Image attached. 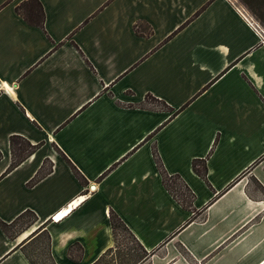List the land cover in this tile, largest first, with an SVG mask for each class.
Segmentation results:
<instances>
[{"label":"crops","instance_id":"0c3cea01","mask_svg":"<svg viewBox=\"0 0 264 264\" xmlns=\"http://www.w3.org/2000/svg\"><path fill=\"white\" fill-rule=\"evenodd\" d=\"M22 1L0 0V220L36 219L0 227V264H34L38 237L40 264H264L251 17L234 0H39L40 27ZM12 135L34 150L6 171Z\"/></svg>","mask_w":264,"mask_h":264},{"label":"trees","instance_id":"16d2710c","mask_svg":"<svg viewBox=\"0 0 264 264\" xmlns=\"http://www.w3.org/2000/svg\"><path fill=\"white\" fill-rule=\"evenodd\" d=\"M15 10L29 23L32 25H37L42 27L44 22V11L42 8L41 3L39 0H25L19 3ZM10 148L12 154V160L9 164L6 171L11 170L17 164H19L22 160H24L33 150L34 145L30 144L28 140L25 138L12 135L10 137ZM201 161V162H200ZM198 162L203 165L202 168L197 166ZM192 169L198 175L204 177L205 175V161L204 160H196L192 161ZM47 171H38L36 175L30 180V182H34L37 179L41 178ZM163 176V184L168 188L169 191L171 190V184L169 183L170 177L167 175L166 172L162 171ZM36 217L34 213L30 210H25L21 214H19L13 221L10 223H5L0 220V227L2 230L8 234L10 237H13L16 233L26 229L29 227L34 221ZM110 224L112 227L113 232L115 233L117 229H121L127 231L124 224L120 221V219L116 216V214H110ZM13 231V233H11ZM35 264V262L32 261Z\"/></svg>","mask_w":264,"mask_h":264},{"label":"rangeland","instance_id":"374dc122","mask_svg":"<svg viewBox=\"0 0 264 264\" xmlns=\"http://www.w3.org/2000/svg\"><path fill=\"white\" fill-rule=\"evenodd\" d=\"M235 3L244 11L246 12L251 19L258 25L261 29L262 34L264 35V0H234ZM173 187L176 194L179 195V190L177 189L176 185L179 184L178 181L176 182H169ZM13 233V231H11ZM122 235L126 239H131L129 234L121 230ZM43 240V238H42ZM38 243L39 249L33 252V260L36 264H40V261H43L45 257L41 254L40 255V237L36 240Z\"/></svg>","mask_w":264,"mask_h":264},{"label":"built area","instance_id":"2783aa9c","mask_svg":"<svg viewBox=\"0 0 264 264\" xmlns=\"http://www.w3.org/2000/svg\"><path fill=\"white\" fill-rule=\"evenodd\" d=\"M255 23V22H254ZM256 24V23H255ZM257 25V24H256ZM258 26V25H257ZM69 207L71 206V203L68 204ZM52 219H55V216L52 217Z\"/></svg>","mask_w":264,"mask_h":264},{"label":"bare ground","instance_id":"6f19581e","mask_svg":"<svg viewBox=\"0 0 264 264\" xmlns=\"http://www.w3.org/2000/svg\"><path fill=\"white\" fill-rule=\"evenodd\" d=\"M25 235V234H24ZM24 235H22V236H24Z\"/></svg>","mask_w":264,"mask_h":264}]
</instances>
